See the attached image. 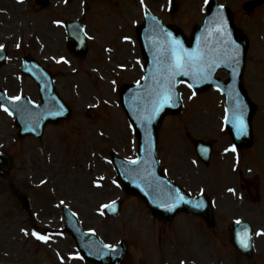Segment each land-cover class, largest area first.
Wrapping results in <instances>:
<instances>
[{"label": "rangeland", "instance_id": "1", "mask_svg": "<svg viewBox=\"0 0 264 264\" xmlns=\"http://www.w3.org/2000/svg\"><path fill=\"white\" fill-rule=\"evenodd\" d=\"M62 1L51 0V7L40 11L34 9V0H24V3L0 0V44L7 46L10 56L18 58L21 54L16 49L18 43L31 40L37 34L43 36L45 45L52 41L57 51L63 49L65 33L58 23L66 21L71 11L80 13L81 0H73L67 6H62ZM83 1L86 3L92 52L113 50L112 55L117 57L111 66L116 69L117 65L131 66L129 73L121 74L120 84L139 80L143 75L140 66L144 61L134 32L143 21L140 0ZM176 1L179 9L175 16L166 13L167 0H145V3L165 23L178 24L189 36L195 7L199 9L202 0ZM244 1L220 0L230 6L236 15V26L246 31L252 40L245 82L252 91V101L256 106L253 129L256 128L257 138L251 150L254 161H247L249 152L240 154L238 162L234 159L230 151L231 140L228 134L221 132L223 110L220 96L209 93L194 97L183 88V111L163 121L159 150L162 167L171 180L193 195L206 191L219 196L220 209L225 210L227 205L229 210L224 216L226 221L230 223L241 218L255 221V231L261 232L253 262L248 263L222 246L226 241L225 233L216 237L202 227L199 229L200 239L195 237L200 242L195 241L196 245H191L188 239L192 237L180 231L177 222L171 224L168 231H160V224L152 219L147 207L140 200L125 195L121 186L117 188L114 171L107 162L108 151L115 150L129 160L137 156V141L120 106L119 89L109 85H87L86 81H91L86 75L79 77V73H73L76 67H83V62L77 64L71 60L69 68L56 67L60 75V92L74 110L67 125L50 128L40 141L31 138L19 140L13 119L0 111V151L13 160L8 180L0 178V264H88L77 260L75 244L70 237H48L45 242L33 235L34 232L41 235L43 229L59 231L64 228L61 204L75 211L83 228L94 230L103 241L111 245L126 241L129 253L124 264H191L190 261L205 264L204 259H210L208 263L211 264H264V185L261 189L263 214L260 215L253 204L247 205V201L240 200L241 195L248 200L256 194L249 184L243 191L240 184L244 175L251 181L254 174L263 172L261 179L264 180V5L259 10L257 20L260 23L256 24L254 18L242 12ZM252 28L255 31L259 29V32L255 33ZM128 38L131 43L122 42ZM45 48H49V44ZM55 52L50 50V55H56ZM95 60L109 65L106 57ZM16 62L6 65L3 79L7 77V80L2 83L11 95L21 91L31 95L33 89L29 80L22 87L21 83L10 79L13 74L17 75L12 71L19 66ZM8 80L13 86L7 85ZM188 132L196 138L216 139L210 169L206 170L197 163L193 148L185 137ZM256 154H259V160H256ZM10 185L30 198L31 211H24L10 191ZM113 200H122L121 215L104 218L100 215V207ZM189 219L194 220L189 217L181 221L198 227L195 220L190 223ZM175 235H178V240ZM181 241L185 248L183 251L175 246Z\"/></svg>", "mask_w": 264, "mask_h": 264}, {"label": "water", "instance_id": "2", "mask_svg": "<svg viewBox=\"0 0 264 264\" xmlns=\"http://www.w3.org/2000/svg\"><path fill=\"white\" fill-rule=\"evenodd\" d=\"M211 22H214L213 15L209 16L206 27L195 35L193 43L190 44L173 29H164L148 22L138 33L144 58L148 61L146 79L141 86L125 88L121 91L123 107L132 122L139 141V158L133 162L114 158L115 168L123 183L124 190L143 199L154 216L165 220L171 219L180 210L199 213L207 219L210 218L211 214V207L207 198L201 197L196 200L188 198L178 186L167 181L158 162V130L161 122L166 115L178 113L181 107L179 98L174 99L172 105L167 100L161 107L163 95L175 96L173 89L175 90L176 84L181 80L188 81L187 77H195L201 80L209 78L215 73V70L212 71L211 62L206 61L204 54L200 52L203 49V41L200 40L199 36L205 37ZM230 46L241 52L246 45L243 42L237 43L231 40ZM180 49L186 50L187 53L203 55V75L197 76L195 74L198 68L184 69L180 73L174 74V53ZM82 51L84 52L85 49ZM241 62V56H238L236 63H233L232 59L229 63H222L215 69L224 68L232 73V83L224 86L231 112L227 127L231 129L235 143L239 147H244L251 142V117L246 116L247 128L240 125L239 115L242 113L243 93L236 88V77L238 76L236 65L240 63L241 67ZM183 71H188V75H184ZM208 88L209 85H196L195 91L204 92ZM50 92H48V100L44 103V109L39 113L38 110L29 107L26 103L13 104L14 102L4 99L5 105L17 117L21 137L33 135L35 130L43 129L48 123L57 121V113L51 112L50 109L54 111L53 107L56 106L59 109L60 105L57 102V104L54 103V97ZM18 110H23L24 113L18 114ZM189 138L199 157L208 164L212 151L211 145L194 140L190 136ZM4 165H9L8 160L0 156V167L2 168ZM233 229L234 227L231 231L235 234L239 227ZM67 232L74 237L80 252L89 262L93 264H122L126 254L124 243L118 248H110L104 245L95 235L83 232L70 213L67 214ZM247 234L249 233L247 232ZM233 243L238 246L236 241ZM247 249L249 250V247Z\"/></svg>", "mask_w": 264, "mask_h": 264}, {"label": "snow or ice", "instance_id": "3", "mask_svg": "<svg viewBox=\"0 0 264 264\" xmlns=\"http://www.w3.org/2000/svg\"><path fill=\"white\" fill-rule=\"evenodd\" d=\"M217 33H224L225 29L222 26H217L216 28ZM179 45V42H177ZM175 64H174V74L180 73L184 69H189V68H198V71L195 73L197 76H201L204 73V68H203V63H204V57L201 54L197 53H187L186 50H178L175 51ZM184 75H188V71H183ZM191 87V85H189ZM19 99V98H17ZM170 99V96L167 94H164L162 97V101L160 106H163V103L166 102L167 100ZM7 111V109H5ZM157 111H159V108H157ZM241 126L243 127V121L241 119L240 121ZM235 150V149H233ZM198 207L200 205H197ZM38 239L44 240L45 242L47 241V237L41 236L38 233H33ZM243 243V242H242ZM244 247H247V243H243Z\"/></svg>", "mask_w": 264, "mask_h": 264}]
</instances>
